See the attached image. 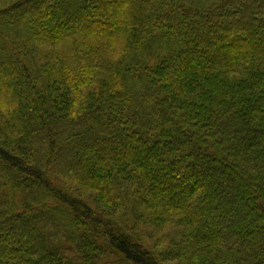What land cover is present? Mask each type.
<instances>
[{"label":"trees","instance_id":"1","mask_svg":"<svg viewBox=\"0 0 264 264\" xmlns=\"http://www.w3.org/2000/svg\"><path fill=\"white\" fill-rule=\"evenodd\" d=\"M0 264H264V0H0Z\"/></svg>","mask_w":264,"mask_h":264}]
</instances>
